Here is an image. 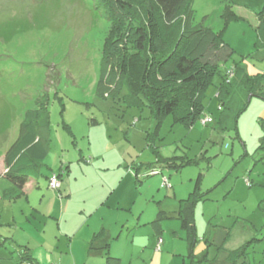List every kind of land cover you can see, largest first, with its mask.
Wrapping results in <instances>:
<instances>
[{
	"label": "rangeland",
	"instance_id": "rangeland-1",
	"mask_svg": "<svg viewBox=\"0 0 264 264\" xmlns=\"http://www.w3.org/2000/svg\"><path fill=\"white\" fill-rule=\"evenodd\" d=\"M224 3L193 1V24L204 20L235 56L202 100V119L214 123L200 120L187 129L172 116L157 128L148 106H127L126 87L99 94L112 32L102 0H0V171L27 111L44 109L50 122L44 174L64 167L61 183L72 187L61 202L47 179L32 178L37 184L27 189L28 201L0 197L1 234L14 239L0 247V264L21 263L18 245L34 257L43 253L41 264H107L97 251L87 254V225L110 234L111 264H231L229 253L247 242L237 264H264V99L252 97L237 132L224 133L216 97L235 63L250 77L264 75V42L253 27L264 0H230L233 18ZM200 175L190 251L179 206ZM7 186L0 179V190ZM55 239L60 246L53 251Z\"/></svg>",
	"mask_w": 264,
	"mask_h": 264
},
{
	"label": "trees",
	"instance_id": "trees-1",
	"mask_svg": "<svg viewBox=\"0 0 264 264\" xmlns=\"http://www.w3.org/2000/svg\"><path fill=\"white\" fill-rule=\"evenodd\" d=\"M102 1L108 9L112 32L103 49L99 94L105 96L126 87L127 106H148L157 128L168 116L187 129L193 128L200 120L202 122L206 112L203 97L221 68L233 60L235 51L220 34L206 26L204 20L198 25L193 24L194 0ZM224 12L229 18L235 17L230 0H225ZM255 22L253 27L258 41L264 42V9ZM223 81L216 94L221 109L219 128L224 133L237 132L238 118L248 107L250 98L264 99V75L250 77L240 64L235 63L226 68ZM40 105L44 108V103ZM49 123L44 109L29 110L25 114L20 136L4 158L2 177L15 189L12 194L1 196L2 199L24 197L28 182L41 177L49 181V190L62 194L64 167L56 174H44L48 156L44 133ZM213 123L212 119L207 125ZM156 173L158 171H151V174ZM53 177L60 183L57 189L50 186ZM201 179L202 175L197 179L194 192L181 200L179 206V219L188 234L190 251L197 241L190 211L200 199ZM2 227L0 223V230ZM101 236V233L96 234L94 241ZM9 241L14 242V239L2 236L0 231V247H5ZM249 244L247 242L230 252L229 262L237 264L243 259ZM18 247L22 249L20 264H39L30 248ZM105 250L109 255V244Z\"/></svg>",
	"mask_w": 264,
	"mask_h": 264
},
{
	"label": "crops",
	"instance_id": "crops-1",
	"mask_svg": "<svg viewBox=\"0 0 264 264\" xmlns=\"http://www.w3.org/2000/svg\"><path fill=\"white\" fill-rule=\"evenodd\" d=\"M5 158V157H4ZM3 167H1V174H0V179H2L4 181V178L2 177L3 174L5 173V165H4V161H3V164H2ZM6 181V180H5ZM6 183L9 185L7 187L4 188L5 192L1 189L0 190V197L1 196H5V195H8V194H12V192L14 191L15 188H13V186H11L7 181ZM37 184L36 182L33 181V179H31L29 182H28V185L24 191V197L27 199L28 201V196H27V189L30 188L32 189L34 187V185ZM68 188H66L63 184H62V188H61V191H62V196L59 194V198H61V202L64 201V197L67 196V197H70V193L72 195V187L68 184ZM29 189V190H30ZM57 200V199H56ZM58 201V200H57ZM42 205V202L40 203ZM99 205H95L94 208H98ZM95 209V210H96ZM42 214L43 209L41 210H36V213H39ZM50 211L46 212L48 214V217H55V215H52L51 212L49 213ZM0 218H1V214H0ZM1 220V219H0ZM13 222H15V217L13 216L12 218ZM27 221L31 223V221L29 220V218H27ZM1 223V221H0ZM2 224V223H1ZM10 224V223H9ZM10 226V225H9ZM105 228V227H104ZM101 229V231H97V229H91L90 226L87 225V229L85 231V237L86 239H90V244H89V250L87 251V254L90 256V255H93L95 251H97V254H95L96 256H99L104 262H106L107 264H111L110 262V259H111V253H110V242L108 240L111 239L110 237V234H108V232L105 230V229ZM36 230H39L38 227L35 228ZM2 230V229H1ZM0 230V231H1ZM101 233L102 236L100 239H98V241H94V236L96 234H99ZM6 237V236H4ZM107 237H109V239H107ZM70 238V236L68 235V239ZM56 240V239H55ZM74 239H69V242H73ZM13 242V241H12ZM109 244V255L106 254V245ZM20 246H25V245H20ZM27 246V245H26ZM58 246H60V241L57 239L55 242H53L52 244H49L48 247L51 248L53 251H55ZM29 248V246H27ZM31 250V249H30ZM33 255V254H32ZM34 256V255H33ZM39 264L41 263H44V260H43V253H39L38 255H36V257H34ZM114 260H116V258H113ZM42 261V262H41ZM89 261L90 259H88L85 264H89ZM117 261V260H116ZM41 262V263H40ZM51 264H54V262L52 261ZM73 264H77L76 261H73Z\"/></svg>",
	"mask_w": 264,
	"mask_h": 264
},
{
	"label": "built area",
	"instance_id": "built-area-1",
	"mask_svg": "<svg viewBox=\"0 0 264 264\" xmlns=\"http://www.w3.org/2000/svg\"><path fill=\"white\" fill-rule=\"evenodd\" d=\"M211 122H212V119L209 118V117H206L205 119L202 120V124H203V125H207L208 123H211ZM50 186H51L52 189H57V188H59L60 183H59V181L57 180L56 177H53V178L51 179ZM164 186H165V187H170L169 184H168V180H167V179L164 180ZM160 243H161V242H159V244H160Z\"/></svg>",
	"mask_w": 264,
	"mask_h": 264
},
{
	"label": "water",
	"instance_id": "water-1",
	"mask_svg": "<svg viewBox=\"0 0 264 264\" xmlns=\"http://www.w3.org/2000/svg\"><path fill=\"white\" fill-rule=\"evenodd\" d=\"M250 100H251V98H250Z\"/></svg>",
	"mask_w": 264,
	"mask_h": 264
}]
</instances>
